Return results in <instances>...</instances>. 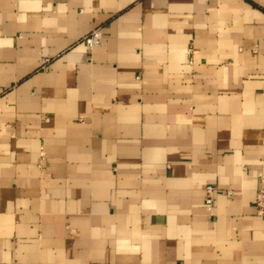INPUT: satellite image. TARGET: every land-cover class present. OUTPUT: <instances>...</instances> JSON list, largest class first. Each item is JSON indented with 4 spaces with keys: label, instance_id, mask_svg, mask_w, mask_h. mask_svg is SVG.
<instances>
[{
    "label": "crops",
    "instance_id": "obj_1",
    "mask_svg": "<svg viewBox=\"0 0 264 264\" xmlns=\"http://www.w3.org/2000/svg\"><path fill=\"white\" fill-rule=\"evenodd\" d=\"M261 173L264 0H0V264H264Z\"/></svg>",
    "mask_w": 264,
    "mask_h": 264
},
{
    "label": "built area",
    "instance_id": "obj_2",
    "mask_svg": "<svg viewBox=\"0 0 264 264\" xmlns=\"http://www.w3.org/2000/svg\"><path fill=\"white\" fill-rule=\"evenodd\" d=\"M102 36V31L99 26L92 28L89 32L83 35V40L88 48H92L99 44ZM190 50V48L188 49ZM47 59V58H46ZM43 156V151L40 152ZM261 183L256 192L254 203L256 205L257 213L264 217V173L260 174ZM204 204L207 211L211 212L213 208L214 195L217 192V186L212 183H206L204 186ZM225 194L231 195L232 190L227 188L223 190Z\"/></svg>",
    "mask_w": 264,
    "mask_h": 264
}]
</instances>
